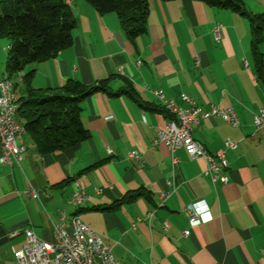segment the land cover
I'll use <instances>...</instances> for the list:
<instances>
[{
  "label": "crops",
  "instance_id": "obj_1",
  "mask_svg": "<svg viewBox=\"0 0 264 264\" xmlns=\"http://www.w3.org/2000/svg\"><path fill=\"white\" fill-rule=\"evenodd\" d=\"M242 2L250 14L264 12V0ZM68 3L76 17L72 43L24 71L33 69L36 88L109 78L108 89L81 102L86 139L43 156L25 133L21 160L0 165V264H17L14 250L24 243L22 233L8 237L9 231L30 229L54 243L52 224L62 214L68 231L78 215L122 264H264V129L252 121L264 105V27L259 76L249 20L238 12L198 0H149L146 32L131 42L114 13L100 14L85 0ZM5 60L0 38V79ZM12 79L15 95H23V80ZM125 82L130 93L120 90ZM156 90L178 106L186 105L180 98L186 94L202 110H236L237 126L215 115L192 128L209 152L223 149L225 140L235 143L225 151L226 184L203 174L204 158L178 148L173 165L166 146L154 144L170 117ZM29 187L37 199L24 193ZM74 189L88 196L80 206L69 202ZM200 200L213 220L193 228L185 208Z\"/></svg>",
  "mask_w": 264,
  "mask_h": 264
},
{
  "label": "trees",
  "instance_id": "obj_2",
  "mask_svg": "<svg viewBox=\"0 0 264 264\" xmlns=\"http://www.w3.org/2000/svg\"><path fill=\"white\" fill-rule=\"evenodd\" d=\"M85 1L100 14L114 13L129 41L146 32L149 0ZM198 1L247 16L256 70L261 76L262 54L258 44L262 39L264 12H246L242 0ZM75 26L76 17L68 0H0V38L7 41L6 75L13 78L17 72H23L24 94L16 96L18 114L28 139L43 156L69 148L89 136L80 119L81 102L96 92L107 91L109 85V78L92 85L67 79L60 87L36 88L31 83L33 69L25 73L30 65L68 47ZM120 90L130 93L133 89L125 82Z\"/></svg>",
  "mask_w": 264,
  "mask_h": 264
},
{
  "label": "built area",
  "instance_id": "obj_3",
  "mask_svg": "<svg viewBox=\"0 0 264 264\" xmlns=\"http://www.w3.org/2000/svg\"><path fill=\"white\" fill-rule=\"evenodd\" d=\"M69 2V0H68ZM220 24L217 23L214 28L215 40H219ZM197 62V57L195 58ZM20 75L17 72L16 77ZM7 80H13L6 76V82H0V165H11L18 163L26 148L23 143L19 142L18 126L10 121L11 103L16 100L15 94L7 92ZM162 108L170 115L160 128L154 139V144L163 143L169 151L171 162L177 164V158L174 152L178 148H183L188 156L192 158L202 157L206 161V168L203 171L212 182L226 184L228 176L226 169L228 167L225 157V151L235 147V143L225 140L224 148L209 152L205 146L192 136V128L201 119L212 116H220L222 120L230 125L237 126L239 118L236 110L232 106L220 108L211 105L208 110H202L195 101L186 94H180L181 100L186 104L184 107L178 106L172 99L166 98L159 90L154 91ZM253 125L260 128L264 124V105L259 107L252 115ZM130 157L138 159V153L132 151ZM167 184H171L170 181ZM99 191V190H98ZM24 193L32 198H38V193L32 187H29ZM162 193L161 197H165ZM87 195L74 189L71 192L69 202L74 206H80L87 200ZM188 216V222L195 215L185 208ZM198 218V217H197ZM72 226L78 228V235H84L86 246H79L77 240L69 239V231L65 230L63 225V214L59 222L52 224V232L55 236V242L49 243L39 239L30 229H13L7 233L8 237H14L20 233L24 236L22 246L14 250L15 261L17 264H122L115 259L111 252V247L106 245L99 234L79 216L76 222H71ZM166 226V224H163ZM183 235L189 233L183 230ZM91 254H98V261H91Z\"/></svg>",
  "mask_w": 264,
  "mask_h": 264
},
{
  "label": "bare ground",
  "instance_id": "obj_4",
  "mask_svg": "<svg viewBox=\"0 0 264 264\" xmlns=\"http://www.w3.org/2000/svg\"><path fill=\"white\" fill-rule=\"evenodd\" d=\"M6 76L4 75L2 79H0V82H6ZM23 77V72H20V75L17 76L18 79H22ZM7 92L10 94H15L14 92V82L13 80H7ZM10 121H13V124H16L18 126V132H19V138L23 137L25 134V129L21 123L19 114H18V104L17 100L14 101V103H11V114H10ZM260 128L264 129V124H260ZM24 145V144H23ZM78 220V215H73L70 218L69 221V239L70 240H77V243L79 246H86V238L84 235H78V228L76 226H72L71 222H76ZM63 225L65 227V230H68L64 216H63ZM91 261H98V254H91Z\"/></svg>",
  "mask_w": 264,
  "mask_h": 264
},
{
  "label": "clouds",
  "instance_id": "obj_5",
  "mask_svg": "<svg viewBox=\"0 0 264 264\" xmlns=\"http://www.w3.org/2000/svg\"><path fill=\"white\" fill-rule=\"evenodd\" d=\"M189 210L195 214L190 220V225L193 228L198 227L201 223H208L213 220L212 212L205 200L189 205Z\"/></svg>",
  "mask_w": 264,
  "mask_h": 264
},
{
  "label": "rangeland",
  "instance_id": "obj_6",
  "mask_svg": "<svg viewBox=\"0 0 264 264\" xmlns=\"http://www.w3.org/2000/svg\"><path fill=\"white\" fill-rule=\"evenodd\" d=\"M6 48H7V41H6Z\"/></svg>",
  "mask_w": 264,
  "mask_h": 264
}]
</instances>
